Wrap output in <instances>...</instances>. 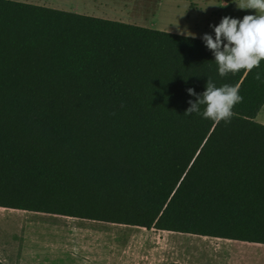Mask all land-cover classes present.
Masks as SVG:
<instances>
[{"label": "trees", "instance_id": "16d2710c", "mask_svg": "<svg viewBox=\"0 0 264 264\" xmlns=\"http://www.w3.org/2000/svg\"><path fill=\"white\" fill-rule=\"evenodd\" d=\"M208 79L227 123L183 114ZM263 105L264 60L221 77L200 38L0 0V207L264 244Z\"/></svg>", "mask_w": 264, "mask_h": 264}, {"label": "crops", "instance_id": "0c3cea01", "mask_svg": "<svg viewBox=\"0 0 264 264\" xmlns=\"http://www.w3.org/2000/svg\"><path fill=\"white\" fill-rule=\"evenodd\" d=\"M262 251L261 243L0 207L5 264H260Z\"/></svg>", "mask_w": 264, "mask_h": 264}, {"label": "clouds", "instance_id": "9594fccd", "mask_svg": "<svg viewBox=\"0 0 264 264\" xmlns=\"http://www.w3.org/2000/svg\"><path fill=\"white\" fill-rule=\"evenodd\" d=\"M236 6L254 11L239 19L223 16L218 24L209 25L211 34L204 33L200 37L211 51L217 74L221 77L235 74L241 69L251 71L264 60V0H240ZM184 35L195 36L188 31ZM186 91L189 96H195V100L187 101L189 106L183 114H196L215 122H229L233 106L243 99L237 86L223 84L217 87L211 79L207 80L204 90L199 94L192 88Z\"/></svg>", "mask_w": 264, "mask_h": 264}, {"label": "rangeland", "instance_id": "374dc122", "mask_svg": "<svg viewBox=\"0 0 264 264\" xmlns=\"http://www.w3.org/2000/svg\"><path fill=\"white\" fill-rule=\"evenodd\" d=\"M52 8L134 23L158 30L184 35L194 33L196 38L211 34L209 25L219 23L221 17L237 19L252 13V9L236 6L240 0H17ZM236 4H235V3ZM192 37V36H191ZM257 122L264 124V105ZM261 256H264L262 251ZM260 264H264L262 260Z\"/></svg>", "mask_w": 264, "mask_h": 264}]
</instances>
